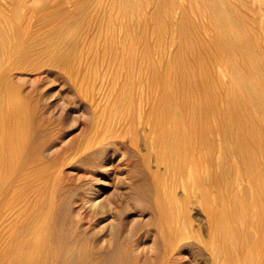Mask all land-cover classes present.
<instances>
[{"label":"rangeland","instance_id":"374dc122","mask_svg":"<svg viewBox=\"0 0 264 264\" xmlns=\"http://www.w3.org/2000/svg\"><path fill=\"white\" fill-rule=\"evenodd\" d=\"M25 29L10 37L11 59L0 67L8 117L0 125V190L9 187L0 199L15 202L0 207V217L9 216L0 228L6 260L13 238L25 239L26 214L58 203L66 190L79 230L115 238L126 225L137 264H213L212 250H221L215 264H227L222 253L232 245L242 250L229 263L264 264V241L253 234L212 244L213 225L244 227L246 214L234 209L251 207L230 175L219 189L217 152L200 147L203 125H213L233 83L264 81V0H27ZM88 198L94 206L81 204ZM172 199L179 206L170 207ZM160 225L189 235L190 252L164 262Z\"/></svg>","mask_w":264,"mask_h":264},{"label":"bare ground","instance_id":"6f19581e","mask_svg":"<svg viewBox=\"0 0 264 264\" xmlns=\"http://www.w3.org/2000/svg\"><path fill=\"white\" fill-rule=\"evenodd\" d=\"M26 26H27V0H0V53L2 52L1 51L2 48L4 47L9 48V52L8 51L6 52L4 50V52H6L7 54L6 56L0 55V67L6 62L7 64L10 62V59H11L10 37H13V36L15 37V36H19L23 34L24 33L23 31L26 30L25 29ZM231 89H233L231 96L224 97L222 95L220 100H222V103L225 100L226 101L224 102V104H222L221 110L218 111L216 115L214 116L213 125H209V122H205V126L203 125V127L205 128L204 129L205 131L203 129L202 130L204 132H207L208 136H204V137L202 136L203 138L201 139L200 147L202 145H205L204 147L208 148V150H215L217 152L216 162H217L218 167L220 168V172L218 173V176L216 175L217 176L216 181L219 185V189H221L220 187L227 188V186L230 184L227 176L230 175L232 178L231 180L232 183L234 184L236 182L239 189L244 192V197L246 195L248 196V199H249L248 205L251 207V211L249 214L247 212V209H245L244 205H242V203L239 202V207H235V209L234 208L233 209L235 210V214H239L241 217H244L246 214V221H245L246 225L244 227L243 225H241L243 228L240 225H239L240 226L239 228H235L233 226L232 228L231 227L223 228V225L221 224H219V226L213 225V227L210 228L212 232L211 235L214 238L212 240V244L218 245L219 247L222 246V244L224 243L228 244V247H229V244L231 243H234L235 245V241L237 239H240V237H243V238L248 237V236L251 237L252 234L254 235L255 238H260L262 239V241H264V81H258V82L251 83V84L245 83V82H235L233 83V86ZM10 110H11L10 113L11 112L16 113L18 111H21V109L20 108L18 109L17 107H11ZM217 110H218V107H217ZM2 113L4 112L2 111V108H1L0 109L1 127L4 126V125L2 126L3 120L7 122V120H5L6 116L4 117ZM211 114H212V111H211ZM6 118L8 119V117ZM6 122H4V124ZM172 146L170 147L171 149H172ZM174 146L179 149L178 146L176 145ZM187 153L188 152H185V154ZM174 154H175V151H174ZM179 155L181 154L177 152V156ZM185 159H187V156ZM158 161L159 160L157 159V162ZM188 162L191 163V165L189 166L190 169L193 168V165H195V162L192 160H187V163ZM212 162L213 161H211V158L206 159V163L207 165H209L208 167H210ZM165 168H168V167H165ZM178 173L183 175V170L179 169ZM208 174L209 173H207V175ZM211 181L213 182V180ZM211 181L209 182L212 183ZM195 184L196 183H193V185ZM245 184H247L248 187L244 188ZM7 188L9 187L7 186L6 188L0 190V194L2 196L6 195V193L9 191V189ZM90 198L82 200L81 204L87 205V202H90L91 203L90 205L94 206L96 202L95 200H93V198L92 199ZM230 198L233 199L232 197ZM13 202L14 201L11 202L10 200L5 202L0 199V207L1 208L4 207L3 211L5 209L11 210L13 206L12 205ZM224 202H222L223 204L221 203L222 208L225 207L223 206ZM170 204H171L170 207L172 208L175 206H179L177 199L170 200ZM70 205H71L70 198H69V195L67 194V191L65 190L62 196L59 198L58 203H55L52 205L51 203L48 205L43 204V205L36 207V209L38 208L37 210L34 209L33 211H30L29 213H27L26 214L27 224L24 225L22 229L25 239L21 241L20 237L13 238V243L16 244L15 249H13L14 257L11 258L10 260H6V256L4 253L5 251H4L3 253H0V264H137V261L134 258V254H133L134 252L127 241L128 236H129V230L126 228V225H124L123 222L120 223L119 231L115 238L110 237V234L108 238H106L107 235L102 234V229H97L91 232H88L86 228L79 230L77 228L78 225L75 224L73 220L69 219V211L71 208ZM26 207L28 206L26 205ZM207 207L209 208V204ZM43 209L46 210L45 211L46 215L44 216V218L42 217L44 221L37 222L36 219L41 214ZM172 210H175V209H172ZM213 213H215V211ZM0 218H1L0 228L2 229L6 225H8L9 216L8 217L2 216ZM182 219L183 221L186 220L185 215H183ZM86 221H88V219H86ZM170 222L172 221L170 220ZM225 229H227L226 230L228 231L227 233H224ZM2 230H0V241L2 237L4 236L2 234ZM160 231L161 233L163 232V234L166 236V239H167L166 242L164 243L165 246L163 248V253H164L163 261L164 262L166 263L175 262L176 256L180 255L183 251L190 252L192 245L188 242L184 243L183 241L187 239L189 235L187 236L186 233L179 231L177 228H175L172 225H168L167 229L166 228L163 229V227L160 225ZM104 241H105V245H103ZM205 244L207 245L206 242ZM223 248H226V247H224L223 245ZM241 250L242 249L238 251L233 245L229 248H226L225 252H223L222 255L225 254L224 257L225 258L228 257L227 264H232V263H229L231 261V257H234L237 254H239ZM220 251H217V250L210 251V258L213 264H215L216 260L219 258ZM173 252L177 254H174ZM9 254L10 253H8V255Z\"/></svg>","mask_w":264,"mask_h":264}]
</instances>
